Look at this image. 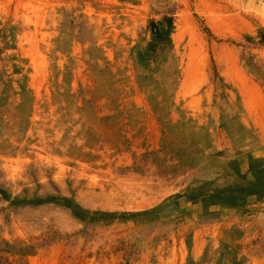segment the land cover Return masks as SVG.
I'll return each mask as SVG.
<instances>
[{"label": "rangeland", "instance_id": "obj_1", "mask_svg": "<svg viewBox=\"0 0 264 264\" xmlns=\"http://www.w3.org/2000/svg\"><path fill=\"white\" fill-rule=\"evenodd\" d=\"M263 29L264 0H0V264H264Z\"/></svg>", "mask_w": 264, "mask_h": 264}, {"label": "trees", "instance_id": "obj_2", "mask_svg": "<svg viewBox=\"0 0 264 264\" xmlns=\"http://www.w3.org/2000/svg\"><path fill=\"white\" fill-rule=\"evenodd\" d=\"M155 32H157V30L155 29ZM260 34H261V37L262 39H264V29L260 31ZM5 194V193H3ZM52 201V200H55L59 203H62L65 207H67L68 209H70L73 213V215L79 219H85L86 216H87V213H85L77 204H74L71 200L67 199V198H52V199H48V200H45V201H41V200H38V204L40 203H47L49 201ZM18 201H15L14 203H16ZM37 203V201H36ZM144 213H147V212H143ZM140 215V213H130V214H127L126 216H129V217H134V216H138Z\"/></svg>", "mask_w": 264, "mask_h": 264}, {"label": "bare ground", "instance_id": "obj_3", "mask_svg": "<svg viewBox=\"0 0 264 264\" xmlns=\"http://www.w3.org/2000/svg\"><path fill=\"white\" fill-rule=\"evenodd\" d=\"M135 196V195H134ZM143 199V198H142ZM137 200V199H136ZM135 202V201H134ZM147 206L146 200L136 201L134 205L130 206L129 209L139 211L144 209Z\"/></svg>", "mask_w": 264, "mask_h": 264}]
</instances>
